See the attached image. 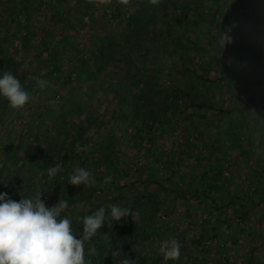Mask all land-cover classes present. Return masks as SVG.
<instances>
[{
    "label": "rangeland",
    "instance_id": "obj_1",
    "mask_svg": "<svg viewBox=\"0 0 264 264\" xmlns=\"http://www.w3.org/2000/svg\"><path fill=\"white\" fill-rule=\"evenodd\" d=\"M170 1L159 0L158 5L170 7ZM231 2L228 0L227 5L230 6ZM209 3L206 0L203 5L210 12L206 22L200 24L198 33L186 32L179 47L181 51L174 53L168 43L164 45L156 38L151 39L150 30L145 36L137 37L136 26L129 22L130 16L139 9L142 14L147 13L150 4L145 0H126V3L124 0H0V73L14 74L15 70L18 74L16 78L31 97L23 110L12 109L0 98V170L5 142L11 138L27 141V145L16 154L14 165L6 170L11 174L10 182L12 175L18 176L20 182L7 186L0 173V192L19 201L39 183L52 185L48 184L49 178H43V175H49L51 167L42 154L51 142L54 150L61 148V153L68 155L69 143L79 124V120L69 113L73 105H83L85 117L91 114L97 124L103 123L99 128L95 123L86 131L88 141H77L73 147L74 154L87 156L96 140L109 135L115 121L121 118L122 110L128 106L127 101L122 103L113 99L117 98L116 92L106 91L111 85L108 81L103 83L101 79L96 84V81L86 80L100 71V66H91L93 52L101 46L111 45L114 56L108 72L112 82L116 83L124 70L119 58L127 57L143 75L135 79L142 82L139 88L129 87V77L125 85L140 93L147 92L145 86H150V96L153 98L151 102H137L139 112L148 118L145 123L138 124L140 132L131 131L132 134L122 139L123 142H119L114 153L109 155L113 176L120 182L112 179L107 183L120 187L127 180L135 182L133 186L125 188L124 205L135 204L125 223L138 225L139 239L144 243L139 241L129 251L136 250L146 258L154 253V258L164 264L159 252L161 242L175 238L181 243V258L168 264H264V221L261 222L264 220V208L260 222L256 221L255 211L251 212L253 220L243 221L238 215L237 202L232 201L238 198L241 187L238 180L245 177L251 166L258 165L256 162L260 158L255 156L261 151L256 148L255 139L241 140L240 145L226 155L225 147L221 145L228 143V140H222L223 133L222 136L217 135V128L214 127L218 122L223 125V130H227L226 114L232 110H242V114L248 118L264 117L263 102L260 101L264 89L252 84L256 76L249 79L250 69L247 66L241 68L239 59H232L230 52L215 57V52L209 49L211 42L207 41H202L197 47L191 46L200 39L199 34L207 29V25H213L211 17L216 12L209 7ZM179 4L184 9L189 6L197 9L193 1L179 0ZM226 9L230 10V7ZM116 14L119 15L114 18ZM157 16L160 18L162 13ZM259 16L260 13H255V23L264 33V20ZM222 19L233 21L227 14L215 18L217 22ZM194 20L196 16L192 15L191 23ZM6 23L9 24L8 29L3 25ZM156 24L157 27L162 25L161 22ZM217 38L220 42L224 40V36ZM238 40L236 38L235 42L238 43ZM228 46L231 47V43L225 44L223 49ZM247 46V43L242 44L243 48ZM51 48L56 50L53 55ZM261 60L258 59L259 62ZM82 61L87 62L84 68ZM52 65L57 68L56 72L50 71ZM263 65L251 68L260 73ZM234 72L242 75L235 83L230 78ZM68 75L74 84L64 86ZM37 77L48 81L45 89L37 86ZM158 91L159 95H155ZM173 94L178 97L182 95L171 109H162V104L169 105V97ZM105 102L110 105H104ZM256 107L262 113L257 114L254 111ZM128 112L131 113V110L128 111L127 107ZM254 119H250L249 128L245 127L242 132L252 130L256 136L259 134L254 129L257 123ZM126 130L124 126L118 139L123 137ZM61 141L65 142L63 148ZM27 146H37L38 154L28 158L30 162L24 164L22 157ZM75 164L92 171L93 177L102 180L95 181L99 184L97 188H103L105 184L101 177L106 167L102 162V167H91L87 163L83 165L77 159ZM263 164L259 163L261 166ZM249 186L246 183L240 189L249 195L253 188ZM67 187L72 185L68 183ZM51 190L49 193L58 196V192ZM83 190L88 194V186H84ZM99 190L84 203L65 210V215L75 227L80 224L83 214H90V205H99L113 196L109 189ZM132 192L140 196V204L136 203V196ZM147 198L153 203H149ZM47 202H51L49 198L45 201L46 206ZM149 212H155L153 220L141 222V218ZM107 224L110 226L111 221H107ZM119 248V245L113 246L116 257L120 256Z\"/></svg>",
    "mask_w": 264,
    "mask_h": 264
},
{
    "label": "trees",
    "instance_id": "obj_2",
    "mask_svg": "<svg viewBox=\"0 0 264 264\" xmlns=\"http://www.w3.org/2000/svg\"><path fill=\"white\" fill-rule=\"evenodd\" d=\"M147 1V2H146ZM187 1V0H186ZM194 4V7H197L196 10L192 8V6H189L188 8H183L179 4V0H171L169 4L170 7L162 6L157 4H152L150 0H145V3L150 4L148 8L146 9V14H142V11L136 10L137 12L130 16V23H133L134 26H136V32H138L136 35L137 37L143 36L150 30V37L156 38L159 41V43H164L166 45L170 46L175 51L179 50L180 45L183 43L185 37V33L188 31H196L197 29L201 27L200 24L202 22H206L207 16L210 12H207L206 7H204V3L206 0H188V2ZM209 7L214 8V11L216 12L212 17L211 20L213 22V25H207V29L203 30V32H200V39L198 38L197 41L193 42L191 44L192 47H197L202 41L211 42V49L213 52H215V57L219 56L220 54L230 52V55L232 59L238 58L239 59V66L241 68H244L245 66L250 69V78L252 76H256L254 80H252V84L259 87V89H264V69L261 70L262 72H254L251 67L255 65H263L264 64V33L262 31H259V26L255 23V13H260L261 17L264 20V0H232L233 2L230 3V6L227 5L228 0H209ZM82 7L81 5H79ZM230 7V10L228 11L226 8ZM158 13H162V16L158 18ZM227 14L228 17H232L233 21L228 22L226 19H222L221 22H217L215 20L216 17L222 16ZM14 16V14H12ZM119 14L114 15L113 17L117 18ZM192 15L196 16V21L194 20V23H191L190 17ZM13 16H10V18ZM161 21H160V20ZM189 21V22H188ZM158 22H161L162 25L157 27ZM208 23V22H207ZM6 29L9 28V24H3ZM127 28H129V24L126 25ZM135 31V29H134ZM259 31V33H258ZM198 33V32H197ZM223 33H226L228 36L232 38L231 47H226V49H223V42H220L217 38L218 36H223ZM145 36V35H144ZM239 38L238 43L235 42V39ZM204 39V40H203ZM64 41V40H63ZM247 43L248 46L246 48L242 47V44ZM222 44V46H221ZM189 46V45H188ZM56 45L53 44V48H55ZM52 49V48H51ZM52 55L56 53V50H51ZM181 51V50H179ZM98 52V54H96ZM206 52V50H205ZM93 62L91 64L92 67L94 66H100V71L97 73L90 75V77L87 78L86 81H96V84L103 80V83H106L107 81L111 83L109 87L106 88V91L116 92V97L113 99H118L120 102L124 103V101H127V105L125 110H122L121 118L115 121L113 128L110 129L109 135L100 138L98 141L96 140L92 147H90L89 152L87 156L83 157L80 154H74L73 147L76 144L77 141L86 143L88 140L85 138V133L87 130L91 129L93 125H95V121L92 118L91 114L89 116L83 115L84 112H82L84 106L80 105H73L74 107L71 109L69 113L73 115L76 119L79 120V124H77V128L73 132L72 139L69 143L70 150L68 155H65L61 153L60 150H54L52 143L50 142L47 144V150L44 154H42V157L46 156V159L48 163H50V172L53 168L56 169V172L54 175L50 178L49 175H43V178H49L50 181L48 184L52 183V185H48L46 183H39L38 187H34L33 190L26 192V195L29 196L34 193V191L39 188L45 193H42V198L44 201H46L47 198L50 199L51 202H47L48 207L55 206V204L58 202V200L68 201V207L70 206H76L78 203H84L85 199H89L92 197V195L99 190L97 186L98 183H94L91 186H88L89 192L88 194H85V191L83 190V185L81 186H73L67 187L68 179L70 174L72 173L74 168H78V166L75 164L76 159L80 161L83 165L87 163L91 167L94 165V167H102L101 162L104 167H106V170L102 171L103 177V183L105 184L103 188H100L99 191L104 189H109L111 191V196L109 199L106 198L103 202H101L99 205L95 206H89L91 210H88V213H93L95 210H97L101 206H107L109 204H117L121 207H126L129 209V214L132 213L134 210L135 204H128L126 203L124 205V193L125 188L131 187L135 184L133 180H127L126 183L122 184L120 187H115L112 184L107 183L106 178L111 177V180L118 181L120 180L113 176V169H112V159L109 157L110 154L114 153V148L116 145L123 142L122 139L125 140L126 136L133 132H140V129H138V124L145 123L147 121V117L145 115H142L139 111V106L137 104L138 101H146L151 102L153 98L150 96V86H145L147 89V92L143 91L140 92H134L132 89L127 88L125 85V81L128 80L127 77L130 78L129 87L134 86L139 88L141 86V83L136 81V77L142 76L143 74L140 72L139 69H136L133 66V62H131V59L129 58H119L121 60V64L123 65V73L118 76V81L116 83H113L110 74L108 72V67L113 61V51L110 46H101L93 52ZM222 57H224L222 55ZM53 58V56H52ZM261 58L262 62H259L258 59ZM249 62V65L247 64ZM86 61H82L81 66L84 68L86 65ZM1 64V63H0ZM264 66V65H263ZM235 67V66H234ZM50 71H57V68H54V65L51 66ZM129 73H132L129 75ZM15 77H17V73L14 70ZM100 75V76H99ZM96 76V77H94ZM241 73L234 72L231 74L230 78L231 80H234L233 83L237 82L241 78ZM142 78V77H141ZM74 84L70 78V75L65 77V85ZM139 91V90H138ZM140 93V94H139ZM160 91H158L155 95H159ZM257 92H255L254 96H256ZM107 94V92H106ZM114 94V93H112ZM182 95V94H181ZM180 95V96H181ZM179 96V97H180ZM176 95H172L169 97L170 103L168 106L161 105L162 109H171L174 105H176V99L179 98ZM263 103L261 106L264 108V96L261 95ZM111 103V101H110ZM110 105L109 103H107ZM106 102L104 105H107ZM127 107L128 111L131 110V113H127ZM201 107V106H199ZM254 107V106H253ZM250 108V107H249ZM252 108V106H251ZM238 111V113L236 112ZM232 110L227 113L226 122L228 123V129L223 130V125L219 124L218 122L215 123L214 127H216L217 135L222 136L221 133H223V139H227L230 149L237 146L239 143H241V140H247L250 141L253 139L252 130H246V132H242L244 128H249V121L250 119L254 118H248L245 117L242 114V110ZM257 114L262 113L261 109L259 107H256L254 110ZM140 113V114H139ZM50 113H48L49 115ZM220 116H222V112L219 111ZM69 115V116H71ZM264 117H260L259 119L255 118L254 121H257L256 124H254V129L258 130L262 134V138H260V141H264V122H262ZM63 121H65L63 119ZM130 121V122H128ZM66 123V122H64ZM83 124V125H81ZM97 124V123H96ZM103 123L97 124L96 126L102 127ZM128 124V125H127ZM124 126L127 127V132L123 134V137L119 138V133L124 129ZM132 134V133H131ZM134 134V133H133ZM118 135V136H117ZM30 137V136H29ZM36 138V139H35ZM35 141H37V137H35ZM17 142V144H14V142ZM15 139H8L5 143L3 156L4 159L2 160L1 170L0 173H2V178L4 179V183L7 184V186H12L15 183L20 182V179L18 176L12 175L13 179L10 182V172H7V168H11L14 165V160H16V154L21 148H24L23 146L27 145V141L23 139L16 140ZM61 147H65V142H60ZM224 144V142H223ZM240 145V144H239ZM38 154V147L33 146L29 147L27 146L24 149V155L22 157V160L24 164L29 163L27 160L28 158H33ZM88 157V158H87ZM83 159V160H82ZM85 159V160H84ZM82 167V166H80ZM7 172V173H4ZM92 176H94L92 171H89ZM128 174V173H127ZM64 178V179H63ZM99 178L95 177V181H98ZM8 181V182H5ZM99 181L102 182L100 179ZM153 181V180H151ZM100 183V182H99ZM122 183V182H121ZM156 184H159V182H155ZM53 186V187H52ZM48 189V190H45ZM58 192V196L52 195L49 193L50 191ZM66 189V190H65ZM84 191V192H83ZM60 192V194H59ZM132 195H135L136 197V203L140 204L141 198L140 196L136 195V192H132ZM121 195V196H120ZM126 197V196H125ZM130 197V196H129ZM149 203H153L151 199L147 198ZM129 200H127L128 202ZM123 203V204H122ZM155 215V212H149L144 217L141 218V222L149 223L153 220ZM85 216V214L82 215L80 224L77 228L81 230L82 226V218ZM138 225L136 226L135 223H125V218H122L120 222H114V225L105 226L102 228L97 236L93 239L91 242V246H94L96 248V254L92 257L93 264H120V260L127 258L129 260H132V264H163L160 262V260H157L154 258V253L150 254L147 258L144 257L140 252L136 250L129 251L132 245H138L139 241L144 243V241L140 240V233L138 232ZM80 231H77L79 233ZM119 245L120 246V256L116 257L113 251V246ZM86 245V249H87Z\"/></svg>",
    "mask_w": 264,
    "mask_h": 264
},
{
    "label": "clouds",
    "instance_id": "obj_3",
    "mask_svg": "<svg viewBox=\"0 0 264 264\" xmlns=\"http://www.w3.org/2000/svg\"><path fill=\"white\" fill-rule=\"evenodd\" d=\"M156 4L159 0H150ZM223 47L231 43V37L223 33ZM37 86L45 89L47 80L36 78ZM0 98L14 110H23L30 103L29 92L20 80L10 72L0 73ZM56 169L49 173L50 178ZM107 177L106 181H110ZM68 183L73 186H91L95 177L83 167L74 168ZM42 190L37 188L29 196L13 200L0 192V264H93L96 248L91 242L107 221L120 222L126 218L129 209L117 204L101 206L82 218L81 231L77 233L73 221L65 215L68 201L55 206H46ZM86 245H89L86 249ZM159 252L164 264L181 258V243L175 238L161 242ZM120 264H132L124 258Z\"/></svg>",
    "mask_w": 264,
    "mask_h": 264
},
{
    "label": "crops",
    "instance_id": "obj_4",
    "mask_svg": "<svg viewBox=\"0 0 264 264\" xmlns=\"http://www.w3.org/2000/svg\"><path fill=\"white\" fill-rule=\"evenodd\" d=\"M262 122H264V119ZM255 134H256L255 132L252 133L253 139H255L257 141V145H255V146H257L256 148L258 150H260L261 152L258 153L256 156L254 154V156L257 158L259 157L260 161L256 162L258 165L251 166L249 168V170H247L248 173H245V177H243L242 180H238L239 181L238 184L241 186L238 189V198H234V200H232V201H236L238 204V215H239L241 220H243V221L245 219L253 220L254 218L251 215V212L255 211L256 221L260 222V220H262L261 219L262 209L264 208V185H263V182H264V166L259 165V163H261V164H262V162L264 163V141H260V138H262L261 132H259V134L257 136ZM253 139H251V140H253ZM221 146L225 147L224 149L226 150V155L229 154V152L232 151L233 148L236 147L235 146V147L230 149L229 143H227V142ZM253 148L256 149L254 146H253ZM221 151H223V150L221 149ZM244 152L245 151H243V154H244ZM240 155H242V154H240ZM239 163L240 162H238V164ZM210 167L212 168V166H208V168H210ZM240 169L243 171L244 167H242V165H241ZM241 170H238V171L242 172ZM246 183L254 188V189L252 188V192H250L249 195L246 194L245 192L243 193L241 190L242 185H244ZM263 221L264 220H262L261 222H263Z\"/></svg>",
    "mask_w": 264,
    "mask_h": 264
},
{
    "label": "built area",
    "instance_id": "obj_5",
    "mask_svg": "<svg viewBox=\"0 0 264 264\" xmlns=\"http://www.w3.org/2000/svg\"><path fill=\"white\" fill-rule=\"evenodd\" d=\"M124 2L126 3V0H124Z\"/></svg>",
    "mask_w": 264,
    "mask_h": 264
}]
</instances>
